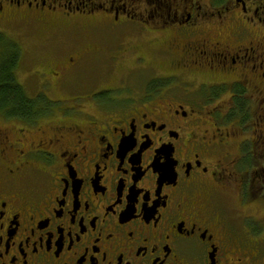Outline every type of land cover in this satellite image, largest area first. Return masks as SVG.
<instances>
[{"label":"flooded vegetation","instance_id":"af4514ba","mask_svg":"<svg viewBox=\"0 0 264 264\" xmlns=\"http://www.w3.org/2000/svg\"><path fill=\"white\" fill-rule=\"evenodd\" d=\"M5 23L41 106L0 115V264H264V0H0Z\"/></svg>","mask_w":264,"mask_h":264},{"label":"trees","instance_id":"16d2710c","mask_svg":"<svg viewBox=\"0 0 264 264\" xmlns=\"http://www.w3.org/2000/svg\"><path fill=\"white\" fill-rule=\"evenodd\" d=\"M22 57L19 44L12 40L8 41L3 35H0V115L32 117L38 114L41 104L30 102L26 98L24 90L16 82V71ZM162 68L159 66L157 70V75L160 78L172 77L170 67ZM148 76L150 78V74ZM144 78V76L138 75L139 81Z\"/></svg>","mask_w":264,"mask_h":264},{"label":"rangeland","instance_id":"374dc122","mask_svg":"<svg viewBox=\"0 0 264 264\" xmlns=\"http://www.w3.org/2000/svg\"><path fill=\"white\" fill-rule=\"evenodd\" d=\"M20 24V23H19ZM19 24H2L0 25V30H5L7 32V34H10L11 38L13 37L16 41L20 42L21 43V46H20V49H21V52L23 54V57H22V61L24 63V61H26L25 63H27L29 60H30V57L33 55V52L35 50V48H37V43L35 41V35L34 34H31L29 36H24L23 33H26V32H29V31H33L32 30V27H28L24 24V27L20 28L21 25ZM17 27V29L15 30V28ZM146 38L149 39V41H154L153 39V36L154 35H149V34H145L144 35ZM134 41V43H136L137 45H139V40H137L136 37H129L128 38V44L129 42L132 43ZM129 58H131L132 60H136V54H130L129 55ZM34 72V70H32V67L30 66V64L26 65L24 68H23V72H22V75H21V82H23L24 84H26V77H28V75L30 73ZM121 71L118 72H114L113 73V76L111 75V77L109 79H103L102 81H100V84H102L104 87L105 86H108V85H112L114 83V81H118V78H122V75H121ZM262 205V204H260ZM260 210L262 211V208H260ZM233 213H237V210L235 209V207H229L228 210L226 211V216L227 217H230V214H233Z\"/></svg>","mask_w":264,"mask_h":264}]
</instances>
